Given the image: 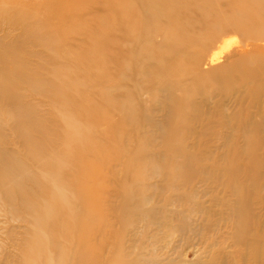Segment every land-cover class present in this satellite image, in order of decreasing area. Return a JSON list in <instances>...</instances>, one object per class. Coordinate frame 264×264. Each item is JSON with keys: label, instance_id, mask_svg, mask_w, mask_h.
<instances>
[{"label": "rangeland", "instance_id": "374dc122", "mask_svg": "<svg viewBox=\"0 0 264 264\" xmlns=\"http://www.w3.org/2000/svg\"><path fill=\"white\" fill-rule=\"evenodd\" d=\"M113 1L0 0V47L11 50L12 65L2 72L0 63V148L19 157L38 175L39 165L30 157L37 147L26 145L25 130L33 136L36 127L59 129L63 111L70 123L87 128L92 122L90 142L95 154L87 157L92 164L80 173L72 169L65 177H56L68 183L70 191L62 214H72L57 222L62 232L55 235L61 234L59 243L69 240L72 264H264V98L246 97L240 102L242 107L235 103L237 93L225 99L224 113L234 127L218 119L219 124L208 132L201 126L207 120L195 124L190 132H159L148 127L140 132V127L124 118L126 110L114 109L111 103L112 99L124 103L132 91V82L119 83L113 78L115 73L127 76L132 71L124 63L118 64L119 58L112 63L117 48L119 57L120 50L130 46L120 39L113 49L109 41L119 29L125 32L121 18L114 17ZM46 41L54 44L53 51H47L42 43ZM246 42L240 33L229 32L210 54L221 55H217L222 59L219 63H231L240 56L264 53V41ZM54 56L64 67L53 65ZM251 60L255 65V59ZM53 75L79 81L65 92L68 99L77 98L76 102L63 106L62 96L43 98L32 89L30 82H44ZM236 75H231L232 87L244 85V89ZM209 82L204 88H216L214 81ZM225 83L228 81L222 85ZM113 85L120 89L112 93ZM143 97L144 101L135 98L134 105L150 108L154 102L149 95ZM217 100L219 97L209 99L203 108L209 109ZM20 107L27 110L26 116L12 114ZM87 107L90 109L85 110ZM239 108L254 115L250 122L234 119ZM160 114L155 117L163 119ZM36 136L41 138L40 133ZM50 136L54 149L62 153L61 139ZM136 140L142 141V150L135 164L129 159L139 151ZM97 146L102 151L99 156ZM183 152L190 162L181 166ZM140 164L144 177L137 175ZM157 170L159 173L151 175ZM188 171L192 176L187 177ZM172 177H178L177 181L172 183ZM84 179L93 190L83 188L80 182ZM138 180L145 183L142 191L149 197L141 210L135 208ZM17 186L10 191L30 199L39 194L33 177ZM40 190L46 192V187ZM5 202L6 196L1 195L0 264H22L20 257L32 226L22 208L17 206L18 218ZM60 263L64 264L56 256L50 257L49 264Z\"/></svg>", "mask_w": 264, "mask_h": 264}, {"label": "bare ground", "instance_id": "6f19581e", "mask_svg": "<svg viewBox=\"0 0 264 264\" xmlns=\"http://www.w3.org/2000/svg\"><path fill=\"white\" fill-rule=\"evenodd\" d=\"M113 2H115L114 17L121 18V29L125 28V32H120L119 29L118 35L113 36L109 41L113 43V49L120 39H125L130 46L128 50L121 49L119 57H117V48L111 55L112 63L115 64L119 58L118 64L124 63L127 69L132 68L129 75L126 76L124 72L115 73L113 78L115 77L114 79L119 83L125 79L127 82H132L130 84L132 91L128 94L131 98L127 97L124 103L119 104L112 98L111 103L115 105L114 109L126 110L124 118L132 126L140 127V132L146 127L159 132L170 129L175 132L186 129L190 132L195 124H203L202 120H207L201 125L205 126L203 128L205 132L211 130L215 124L218 125L219 120L222 119L223 125L234 127L231 119L224 113L225 99L237 93L235 103L242 107L240 102L246 97L264 98V53L240 56L231 63H219L222 60L219 58L221 55L217 52L210 54V50L229 32L240 33L246 39V45L264 41V0H114ZM222 42L224 44V40ZM42 43L46 44L47 51H53V43L48 41ZM255 48L260 47L256 45ZM4 50L0 47L2 72L12 67L8 55V51L11 50ZM122 58L125 62H120ZM251 59H255V65L250 64ZM51 60L55 67H64L63 62L59 63L60 65L56 63L55 56ZM233 73L235 75L239 73L236 76L245 84L244 89H241L244 85L238 89L232 87ZM209 81H214L217 85L210 91L206 89ZM227 81L226 86L222 85ZM42 82L41 79H36L30 84L32 89L43 98L54 99L62 96L63 106L65 104L69 106L70 101H77V98L68 99L69 93H65L68 89L78 86L79 81L75 78L65 80L53 75L51 79ZM47 85L49 89L45 88ZM117 85L112 86V93L120 89ZM204 85H206L205 88ZM2 92L1 89L0 95ZM144 95H149L154 102L150 108L136 106L133 103L135 98L144 101ZM11 96L5 97L11 100L16 98L15 95ZM213 97H219V100L205 110L203 108L205 102ZM89 107L85 110L90 109ZM237 110L240 113L234 114V119L239 123L242 120L249 122L252 120L254 116L252 113L244 112L243 108ZM25 112L27 110L22 107L12 110V114L17 117L19 113L26 116ZM158 113H162L160 115L163 119L155 117ZM80 114L83 120L82 112ZM260 116L263 118L262 114ZM91 125L92 122L84 128L81 124L70 123L63 111V126L59 129L36 127L37 130L33 136L25 130L22 134L26 136V145L30 143L32 147L34 145L37 147L30 157L39 165L38 175L33 167L19 157L16 158L9 151L0 148V196H6L8 202L5 203L8 209L18 218L21 214L17 206L22 208V212L32 226L22 253L23 257H20L22 264H49L50 257L54 256L64 264L73 263L71 261L73 249L70 248L69 240L66 238V244H64L65 241L59 243L61 234L55 235L62 232L57 222L67 219L72 214V212L62 214L64 212L62 209L68 204L70 191L68 183L56 177L64 176L63 174L69 173L72 169L80 173L86 165L92 164L93 161H87L88 155L95 154L94 147L91 146L93 142H90L89 127ZM37 133L41 134V138L36 136ZM50 134L61 139L62 153L54 149ZM136 141L137 144L139 143V149H137L139 151L136 156L132 155L129 159L130 163L135 164L134 159L140 157L142 150V141ZM96 151L98 156L102 154L98 146ZM48 154L49 156L45 159ZM183 156V162L179 164L181 166L190 162L188 155L184 152L181 153L182 158ZM92 168L95 169V165ZM157 173H159L158 170L151 175ZM137 175L138 177L146 176L141 164ZM190 176L192 174L187 177ZM30 177L36 180L35 191L39 192L35 199L10 191L14 184H18L17 187H19L23 179ZM93 178H91L92 181ZM172 178L171 182L174 183L178 177ZM85 180L80 182L83 188L93 190L94 187L90 181L87 180V183ZM144 184L138 180L136 190L138 206L135 208L139 210L149 199L148 195L142 191ZM40 187H46V192L41 191ZM61 244H64L66 249Z\"/></svg>", "mask_w": 264, "mask_h": 264}]
</instances>
